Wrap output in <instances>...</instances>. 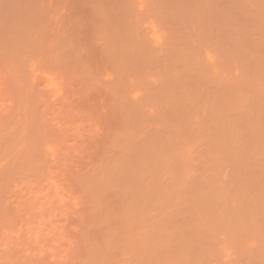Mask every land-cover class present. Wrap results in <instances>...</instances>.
I'll list each match as a JSON object with an SVG mask.
<instances>
[{
	"label": "rangeland",
	"instance_id": "374dc122",
	"mask_svg": "<svg viewBox=\"0 0 264 264\" xmlns=\"http://www.w3.org/2000/svg\"><path fill=\"white\" fill-rule=\"evenodd\" d=\"M0 264H264V0H0Z\"/></svg>",
	"mask_w": 264,
	"mask_h": 264
}]
</instances>
